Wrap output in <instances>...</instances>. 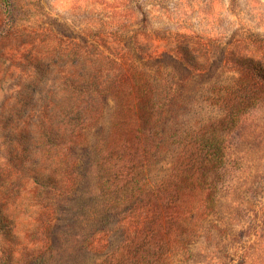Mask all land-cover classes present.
<instances>
[{
  "label": "rangeland",
  "instance_id": "rangeland-1",
  "mask_svg": "<svg viewBox=\"0 0 264 264\" xmlns=\"http://www.w3.org/2000/svg\"><path fill=\"white\" fill-rule=\"evenodd\" d=\"M0 32V259L97 264L138 249L174 214L177 226L160 234L173 243V264H264V85L239 67L264 63V0H0ZM134 68L158 83L167 105L148 173L159 182L170 173L171 134L222 120L238 81L261 88L259 105L225 134L213 213L198 212L202 195L160 217L132 194L105 193L96 144L114 134L111 99L71 153L42 140L41 120H57L52 97L68 79H125Z\"/></svg>",
  "mask_w": 264,
  "mask_h": 264
},
{
  "label": "trees",
  "instance_id": "trees-1",
  "mask_svg": "<svg viewBox=\"0 0 264 264\" xmlns=\"http://www.w3.org/2000/svg\"><path fill=\"white\" fill-rule=\"evenodd\" d=\"M2 1L9 3L10 0ZM0 37H7V34L0 32ZM239 67L264 85L262 61L242 60ZM121 73L125 72L121 70ZM126 76L121 79L117 75L107 80H102L99 75L91 79L80 76L68 79L69 86L61 83V91L55 92L51 102L56 101L58 118L49 126L45 125L44 119L41 120L42 140H47L58 151L71 153L78 146L81 134L103 117L105 103L111 99L116 103L112 115L114 134H103L96 144L107 177L103 181L105 193L132 194L156 206L160 217L165 212L174 211L182 202L188 211L192 199L197 200L202 195L198 212L213 213L224 178L222 172L227 166L225 134L235 130L241 116L259 105L261 88L245 80L238 81L236 86L230 87V98L224 106L227 115L222 120L212 121L199 131L171 134L170 173L159 182L158 172L153 179L148 173L156 170L155 155L163 148L162 121L167 105L161 93L159 95L160 86L149 74L134 68ZM27 96L20 97L24 99V107L29 104L27 99L33 101L30 92ZM47 184L46 190L59 193L57 186ZM172 218L170 214L165 223L162 220L160 230L149 236L138 249H121V253L115 252L97 264H173V258L166 254L173 243L160 239L161 232L177 226V221ZM188 231L186 228L183 234L187 235ZM11 261L9 253H4L0 264H12Z\"/></svg>",
  "mask_w": 264,
  "mask_h": 264
}]
</instances>
